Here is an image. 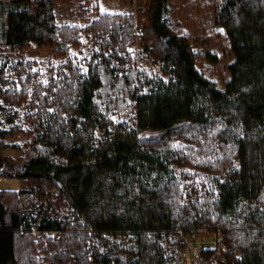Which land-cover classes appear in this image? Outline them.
Here are the masks:
<instances>
[{
	"label": "trees",
	"instance_id": "obj_1",
	"mask_svg": "<svg viewBox=\"0 0 264 264\" xmlns=\"http://www.w3.org/2000/svg\"><path fill=\"white\" fill-rule=\"evenodd\" d=\"M59 1L0 0V45L20 54L0 58V110L29 109L0 129V175L22 182L0 190V264H181L179 230L219 227L227 264H264V0L214 1L223 88L170 25L171 0L94 7L81 26L58 24ZM135 32L156 68L136 65ZM33 44L52 50L43 72ZM17 134L26 152L3 154Z\"/></svg>",
	"mask_w": 264,
	"mask_h": 264
},
{
	"label": "rangeland",
	"instance_id": "obj_2",
	"mask_svg": "<svg viewBox=\"0 0 264 264\" xmlns=\"http://www.w3.org/2000/svg\"><path fill=\"white\" fill-rule=\"evenodd\" d=\"M214 1L217 0H171L167 18L172 27L191 35L196 43V50H198L197 67L212 78L220 88H223L230 77L228 65L232 62L233 58L229 54V49L226 47L223 37L224 31L220 26L214 24ZM94 7L99 8L101 12L111 14H129L135 12L134 0H72L69 3L59 1L56 5L57 22L59 25L74 24L81 26L86 22L84 17L86 13L91 11ZM4 16L5 13L0 11V27ZM135 39L134 57L136 65L146 69L156 68L138 32H135ZM81 42L82 46L80 48L73 47L72 51L80 60H84L90 56L94 47L92 42L85 36L81 38ZM206 50H210L212 53L217 54L220 61L218 63L208 62L204 55ZM6 56H8L9 59L16 60L20 57V54L18 50L11 51L4 48L3 45H0V58H7ZM23 56L35 59L43 72V70H47L50 66L52 50L38 47L36 44H33L30 48L23 51ZM26 108L27 106L21 108L18 117H12L0 110V129L8 130L15 124L20 125L21 122H23L24 115L29 110ZM9 117H12L11 121L8 119ZM24 127H26L25 123ZM157 134L156 132L146 133V136H156ZM28 141H31V139L23 134L5 138L4 142L8 143L9 147L1 151L5 155L17 157L26 152L27 148L24 147V144ZM14 144L21 146L22 149L15 148ZM13 184L14 183L9 182L0 183V190L15 191L12 187ZM17 184H19V189H21V180ZM51 235L58 240L55 233ZM34 236H39V234L34 232ZM227 250L228 247L225 252H219L217 255L227 259Z\"/></svg>",
	"mask_w": 264,
	"mask_h": 264
},
{
	"label": "built area",
	"instance_id": "obj_3",
	"mask_svg": "<svg viewBox=\"0 0 264 264\" xmlns=\"http://www.w3.org/2000/svg\"><path fill=\"white\" fill-rule=\"evenodd\" d=\"M6 176L0 175V183L13 182ZM60 239V234L55 233ZM179 243L181 246V264H218L227 263V259L217 255L227 249V234L223 228L179 230ZM210 252L209 257L206 256Z\"/></svg>",
	"mask_w": 264,
	"mask_h": 264
},
{
	"label": "crops",
	"instance_id": "obj_4",
	"mask_svg": "<svg viewBox=\"0 0 264 264\" xmlns=\"http://www.w3.org/2000/svg\"><path fill=\"white\" fill-rule=\"evenodd\" d=\"M19 181H20V180H18V179H14L13 182H10V183H14L13 186H12V187H13V190L16 191V190L19 189V184H17V183H19Z\"/></svg>",
	"mask_w": 264,
	"mask_h": 264
},
{
	"label": "water",
	"instance_id": "obj_5",
	"mask_svg": "<svg viewBox=\"0 0 264 264\" xmlns=\"http://www.w3.org/2000/svg\"><path fill=\"white\" fill-rule=\"evenodd\" d=\"M218 264H227V263H225V262H223V261H220Z\"/></svg>",
	"mask_w": 264,
	"mask_h": 264
}]
</instances>
